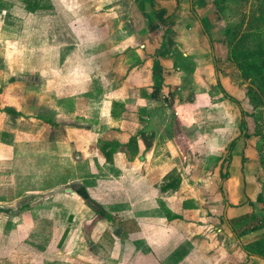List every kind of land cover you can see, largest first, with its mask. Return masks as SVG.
Listing matches in <instances>:
<instances>
[{
  "label": "crops",
  "instance_id": "0c3cea01",
  "mask_svg": "<svg viewBox=\"0 0 264 264\" xmlns=\"http://www.w3.org/2000/svg\"><path fill=\"white\" fill-rule=\"evenodd\" d=\"M113 1L0 0V264H161L159 180L191 169L197 125L169 101L208 57L175 30L161 56V16L195 0Z\"/></svg>",
  "mask_w": 264,
  "mask_h": 264
},
{
  "label": "rangeland",
  "instance_id": "374dc122",
  "mask_svg": "<svg viewBox=\"0 0 264 264\" xmlns=\"http://www.w3.org/2000/svg\"><path fill=\"white\" fill-rule=\"evenodd\" d=\"M129 2L113 1L109 8L124 14ZM140 2H135L132 20L140 18L145 5ZM170 17L161 16V41H165L161 56L168 58V42L175 30L181 56H189V33L193 35L190 42L197 41L194 47L205 49L198 58L208 60L199 61L194 91L174 90L169 101L182 125L188 127L190 120L197 125L190 131L191 171L180 168L179 175L170 171L159 180L161 219L168 221L165 227L161 221L160 263L175 264L173 245H180L182 254H187L182 264H264V102L255 104L248 92L254 88L260 94L256 81L264 80V0H195L192 8ZM121 18L130 17L114 20ZM203 29L210 36V46ZM11 35L12 40L14 32ZM224 91L237 100L243 116ZM235 138L229 156L227 144ZM205 148L216 158L206 157ZM194 167L196 176L189 177ZM88 194L78 196L87 200ZM170 202L173 209L168 207ZM182 208L189 210L184 214Z\"/></svg>",
  "mask_w": 264,
  "mask_h": 264
},
{
  "label": "trees",
  "instance_id": "16d2710c",
  "mask_svg": "<svg viewBox=\"0 0 264 264\" xmlns=\"http://www.w3.org/2000/svg\"><path fill=\"white\" fill-rule=\"evenodd\" d=\"M203 34L204 35H206L207 36V38L209 39V45L211 44L212 45V42H211V40H210V36H209V34L207 33V31L205 30V29H203ZM256 83H257V86L259 87V89L261 90L260 91V94L258 93H256L255 92V89L254 88H249V95H250V98H251V101L252 102H255V104H261V103H263L264 102V80H262V81H256ZM224 93V95L229 99V100H231V101H233V102H235L236 104H238V106L240 107V109H241V115L243 116L244 115V111H243V109L241 108V106L239 105V103L237 102V100L235 99V98H233V97H231V96H229L225 91L223 92ZM243 121V120H242ZM237 143V138H235V139H232L228 144H227V153H228V155L230 156V153H231V151H232V149H233V147H234V145ZM229 156H228V159L226 158V160L228 161L227 162V164H229V161H230V158H229ZM220 189V191H222V189H221V187L219 188Z\"/></svg>",
  "mask_w": 264,
  "mask_h": 264
}]
</instances>
